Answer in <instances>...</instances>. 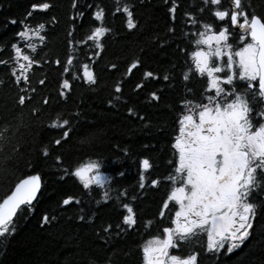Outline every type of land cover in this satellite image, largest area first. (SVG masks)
I'll return each mask as SVG.
<instances>
[{"label": "trees", "instance_id": "obj_1", "mask_svg": "<svg viewBox=\"0 0 264 264\" xmlns=\"http://www.w3.org/2000/svg\"><path fill=\"white\" fill-rule=\"evenodd\" d=\"M42 2L52 7L28 18L31 5ZM74 2L88 13L95 8H86V3L99 4L106 10L104 25L111 31L101 39L104 51L100 57L92 56L99 50L91 42L80 43L86 39L92 22L86 16L84 27H80ZM176 2L179 7L173 23L168 12L170 4L164 0H119V5L117 0H0V59L8 62L0 64V129L18 126L16 137L0 148L5 163L0 171V202L28 175L39 174L43 182L34 211H21L15 220V232L0 237V264H109V260L111 264H145L144 247L155 246L156 237L163 239V227L170 226L167 217L174 213H166L160 219L158 211L173 187L167 177L174 174L169 161L178 159L172 144L178 136L182 101L201 99L206 85L190 63L193 41L199 37L193 33L199 25L194 27L186 14L221 26L210 11H200L203 0ZM125 4L133 12L137 25L132 30L128 29L122 12L113 15L116 7ZM244 4L249 13L264 16V0H244ZM222 5L229 7L228 0H222ZM73 16L77 17L75 24ZM11 20L17 23L12 24ZM39 23L45 24V29L40 30V35L46 37L44 41L34 34ZM74 27L76 41L70 48L67 33ZM171 28L175 31H170ZM27 29L32 31L25 37L17 35ZM13 43L23 54L40 61L27 73L31 84L25 86L29 90L24 94L33 99L23 108L16 103L21 93L10 75L13 67H18ZM69 53L75 57L72 72L82 76V65L88 63L98 83L89 86L80 79L72 80V90L65 99L58 96L59 83L65 77L55 61L60 58L66 62ZM137 59L138 68L131 76L126 75L131 62ZM19 63L26 62L21 59ZM112 64L117 67L112 69ZM190 68L191 78L184 81L183 76ZM149 70L159 74L160 79L145 80L144 73ZM165 74L170 75L169 82L163 80ZM41 79L46 80V86L39 83ZM119 81H123L122 93L117 94L114 86ZM137 83L147 86L137 92ZM153 91L160 95L159 102L151 101L149 94ZM116 95L121 99L115 100ZM45 97H51L48 106L42 103ZM34 108L42 109L38 116L32 115ZM129 108L135 110L134 115H129ZM58 117L70 120L72 131L62 146L53 144L51 155L45 158L39 149L53 140L54 133L62 131L47 126ZM57 156L62 161L59 166ZM143 159L152 165L145 172L146 185L157 178L161 182L156 188L139 189ZM94 161L100 164L103 186L93 184L84 189L78 178L64 174V169L72 170ZM121 171L124 176L118 174ZM125 190L128 195L121 196ZM105 191L110 197L107 203ZM132 195L138 199L133 201ZM68 197L73 202L64 206L63 200ZM120 201L131 203L137 213L138 224L133 230L116 228L122 222L120 212L124 211ZM261 205L252 236L231 257L207 253L204 236L181 242L179 248L169 249V253L181 257L199 253V264H264V202ZM44 214L54 217L50 223L43 224ZM81 216L85 219L81 220ZM148 220L153 221L150 226H146ZM109 224L111 234L103 232Z\"/></svg>", "mask_w": 264, "mask_h": 264}, {"label": "snow or ice", "instance_id": "obj_2", "mask_svg": "<svg viewBox=\"0 0 264 264\" xmlns=\"http://www.w3.org/2000/svg\"><path fill=\"white\" fill-rule=\"evenodd\" d=\"M164 2L170 4L168 12L175 23L179 5L176 0H164ZM117 4L119 5V0ZM72 6L77 9L81 20L80 27H84V18L90 16L92 23L85 33L86 39H82L80 43L91 42V45L99 50L94 51L92 56L100 57L104 51L101 39L111 31L104 25L105 8L99 4L86 3V8H95V11L88 13L79 6L78 2H74ZM51 7L52 5L47 2L34 3L31 5V11L27 12V17H32L33 13L38 11H47ZM206 9L221 22V26L218 30H214V22L205 23L193 14H186L194 27L199 25L197 32L193 33L194 36H199L195 44L198 47L204 45L207 48L206 51L196 50L191 53L194 70L200 77L206 78V86L201 93V99L185 98L182 101L183 111L178 120L179 135L172 144L178 153V159L169 161L173 164L174 174L167 177L173 187L167 194V198L162 201L158 211L160 219H164L166 213H174V215L167 217L170 220V226L163 227V239L156 237L155 246L144 247L145 264H199V253H192L186 257L169 253V249L179 248L181 242H186L199 234L207 236L205 248L207 253L215 257H231L249 240L257 221L258 208L261 207L257 200L260 194L264 193V16L249 13L244 0H230L227 8L223 7L222 0H203L200 11L204 12ZM121 12L126 17L128 29L136 28L133 12L127 4L122 8L116 7L113 15ZM76 18V16L72 17L74 24ZM10 22L17 23L16 20ZM200 28L204 30L201 31ZM43 29L45 24L39 23L34 33L41 41L46 39L45 36L40 35V30ZM169 30L175 31L174 28ZM28 31L32 30H22L17 35L25 37ZM75 31L74 27L73 31L67 33L70 48L76 41ZM237 36L240 45L238 47L234 46L230 40ZM246 37H250V40ZM12 48L15 51L14 59L18 67H13L10 75L21 93L17 96L16 103L23 108L33 99L32 96L24 94L29 90L25 86L31 84L27 73L33 65H39L40 61L23 54L15 43L12 44ZM32 48L35 51V46ZM92 56L89 57L90 60ZM225 57H227L226 60ZM21 59L26 63H19ZM74 60L75 57L69 53L66 62L60 58L55 61L65 77L59 83L58 96L65 99L72 90V80L80 79L89 86L98 83L96 74L88 63L82 65V76L73 73ZM7 63L0 59V64ZM139 65L138 59L132 61L126 75L131 76L133 70ZM116 67V64L111 65L112 69ZM220 73L224 75L221 76ZM191 74L190 68L189 72L183 76L184 81H189ZM69 76L71 79L68 78ZM144 79L159 80L160 76L149 70L144 73ZM163 80L169 82L170 75L165 74ZM236 80L246 82V88L243 91L239 90ZM39 83L46 86L45 79H41ZM122 83L123 81H119L115 84V93H122ZM146 86L144 83H137L135 90L138 92ZM31 91L35 92L36 89ZM188 91L191 92L192 89L189 88ZM149 95L151 101L159 102L161 99L155 91ZM114 99L120 100L121 96L116 95ZM254 101L259 108L254 107ZM42 103L45 106L50 105L51 97L43 98ZM109 105H112V101H109ZM41 110L40 108L32 109V115L38 116ZM128 112L130 116L135 114L132 108H129ZM139 118L145 119L143 116ZM70 125V120H61L59 117L47 125L51 129L62 131L54 133L53 140L39 149L45 158L51 155L53 144L62 146V142L69 138L72 131ZM17 131L18 126L16 129H10L6 125L0 129V148L3 147L4 142L15 138ZM9 132H11L10 135ZM56 162L58 166L61 164L59 156L56 157ZM4 167V158L0 157V171H3ZM151 167L148 159L141 161L139 172V189L141 190H144L146 186L156 188L161 182L154 178L150 185H146L145 172ZM99 168V162L94 161L72 170L64 169V174L78 178L83 188L89 189L92 183L103 186ZM94 170L97 174L86 179V174ZM118 174L125 175L122 171ZM40 188V175H28L20 179L11 193L0 202V237H5V234L10 231L15 232V220L21 211H34L33 202L37 199ZM120 195L126 197L127 190ZM104 196V202L107 203L110 199L107 191ZM117 199L119 200V197ZM131 199L135 201L138 197L132 195ZM72 202L73 198L68 197L63 200V205L68 206ZM75 202L80 203L78 200ZM120 203L124 211L120 212L122 222L117 223L116 228L125 232L135 229L138 218L133 205L123 201ZM53 218L44 214L43 224L50 223ZM80 219L84 220L85 217L81 216ZM152 223V220H148L146 226ZM111 229L112 225L109 224L103 232L111 234ZM151 243L150 241L149 244Z\"/></svg>", "mask_w": 264, "mask_h": 264}, {"label": "flooded vegetation", "instance_id": "obj_3", "mask_svg": "<svg viewBox=\"0 0 264 264\" xmlns=\"http://www.w3.org/2000/svg\"><path fill=\"white\" fill-rule=\"evenodd\" d=\"M236 46V45H235ZM193 50H196V47H193ZM202 50H207V48H203ZM235 83L239 86V90L240 91H243L245 88H246V83H243V84H239V83H237L236 81H235ZM206 102V101H205ZM253 105H254V107H256V108H259V105H257V104H254L253 103ZM197 119H198V117H197ZM261 197H263V195L261 196ZM257 203H258V200H257Z\"/></svg>", "mask_w": 264, "mask_h": 264}, {"label": "rangeland", "instance_id": "obj_4", "mask_svg": "<svg viewBox=\"0 0 264 264\" xmlns=\"http://www.w3.org/2000/svg\"><path fill=\"white\" fill-rule=\"evenodd\" d=\"M94 173H97L95 170L91 173H87L86 174V179L89 177V176H95ZM101 176V175H100Z\"/></svg>", "mask_w": 264, "mask_h": 264}, {"label": "water", "instance_id": "obj_5", "mask_svg": "<svg viewBox=\"0 0 264 264\" xmlns=\"http://www.w3.org/2000/svg\"><path fill=\"white\" fill-rule=\"evenodd\" d=\"M41 189V188H40ZM39 194V193H38Z\"/></svg>", "mask_w": 264, "mask_h": 264}]
</instances>
